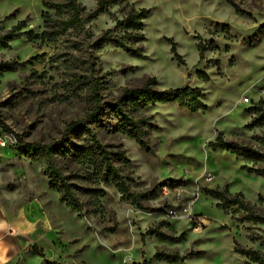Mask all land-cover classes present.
<instances>
[{
    "label": "rangeland",
    "instance_id": "1",
    "mask_svg": "<svg viewBox=\"0 0 264 264\" xmlns=\"http://www.w3.org/2000/svg\"><path fill=\"white\" fill-rule=\"evenodd\" d=\"M43 2L44 0H0V11L3 12L0 16V37L19 23L25 24L23 35L10 41L6 47L0 46V85L6 84L12 92L10 99L5 102L6 105L23 113V118L27 121L23 137L12 135L11 129L4 125L3 120H0V125H3V133L8 134L11 141L19 139L22 144L35 146L49 145L60 140L65 136V130L71 122L85 118L91 108L88 86L82 84V76L88 75L84 64L89 54L87 50H91L93 42L103 32L116 28L117 23L121 21L113 9L125 17L129 6L132 5L130 0H112L103 13L86 23L82 34L67 33L49 40L43 36V16L49 10ZM137 3L142 4L144 0H137ZM132 6L136 8L135 5ZM218 8L222 9L225 15L229 14L231 9L240 16L254 20L251 12L241 9L235 0H220ZM147 9L150 14L143 21L146 40L136 46L140 48L139 55L130 54L111 45L97 52L93 50L96 77L100 82V94L104 102L116 99L125 87H141L149 79L155 78L139 75L145 67L161 75L179 77L188 60L195 56V75L189 72L191 79L184 87L200 89L205 95L204 100L207 99V94L201 84L213 82L216 76L235 80L226 92L227 96H239L245 88L253 85L251 91L246 94L251 100L250 104L241 105L234 119L223 121L225 129L220 132L223 138L232 137L229 141L264 153V125H252L259 106L264 108V96H260V93L264 92V65L243 59L246 53L254 51L260 40L264 39V24L239 41L243 46L241 48L235 43L239 37L233 32L232 24L228 20H214L206 24L209 33L207 39L199 34L189 37L186 27L171 36L157 35L163 26L172 24L173 21L158 5ZM110 21H115V27L106 28L105 25ZM33 24L35 27H30ZM176 26L179 27L178 24ZM178 35L182 36V39L178 40ZM183 38L195 41L194 47L186 44ZM172 42L176 43L179 58L172 52ZM148 51H152V56L145 54ZM4 53L12 55L11 61L3 59ZM259 58L257 54V59ZM130 61L139 63L133 64ZM6 62L17 65L15 69L9 70L3 65ZM13 77L20 81L19 85L12 80ZM257 80L259 83L253 84ZM157 83L158 87L160 81L157 80ZM257 96L260 97L258 101ZM209 111L208 108L206 111L193 112L180 107L176 102L156 103L139 111L138 115L150 118L144 139L150 151L139 145L135 139L115 131L112 128L115 121L110 115L104 116L102 122L88 124L89 129L93 130L103 144L123 154V159L117 160L116 166L122 174L132 179V190L147 194V198L141 200V206L131 200H123L114 184L99 183L96 176L88 172L92 169L75 158L56 155L55 162L58 167L68 175L75 174L72 175V181L89 190L85 193L79 190L78 193L83 210L78 212L72 209L67 206L57 188L50 185L51 180L45 171L47 157L25 151L26 147L21 141L15 147L6 149L8 155L16 157L15 160L9 161L7 166L18 165L20 169L42 172L49 181L45 188L57 202L55 210L65 217L72 230L78 228L73 218L87 216L97 224L111 225L105 227L104 231L127 247L131 243L132 233L127 228L120 230L121 221L117 220V214L121 217H125L128 212L146 214L151 224L147 231L137 230V240L142 247H138L134 253L137 257L134 264H248V259L235 251V243L242 248L264 254V235L259 234L264 232V224L247 220L246 211L241 209L233 207L224 210L218 207L219 201L208 195L206 190L227 187L229 194L233 196L240 193L247 201V197L254 193L253 184L260 183L261 188H264V177L260 175L263 165L228 151H214L210 143L203 147V121L199 120L196 114ZM164 112H168L175 119L169 120L168 116L163 115ZM243 121L247 122L242 123ZM188 124L192 127H186ZM69 138L74 144L81 146L85 144L87 136L83 131H78ZM145 152L149 157L156 156L159 152L160 158L146 162L143 155ZM3 162V157H0V163ZM4 170L0 168V171ZM202 172L203 177L197 180L196 177ZM141 173L146 178L142 179ZM174 175H180L181 178L177 180ZM177 192H195L196 195L185 196L181 200L173 195ZM255 195L258 202L264 204V194L257 192ZM53 200H49V203ZM32 205L34 210L37 208L45 213L46 206L41 203ZM189 208L192 209L191 214L188 213ZM254 211L264 215V209ZM177 215H189V222L182 224L178 219H173ZM198 216L207 221L201 228L194 222ZM126 219L127 217L124 222ZM79 230L84 232V229ZM149 230H156L161 235L149 233ZM197 230H201L202 234H197ZM88 239L85 234L83 241L68 242L66 235L49 233L46 240L50 241V244H35L42 249L43 255L40 256L30 248L27 264H52L48 256L54 249L72 254L74 246H77L75 255L81 257L80 264H85V254L95 258L96 264H121L119 256L103 252L98 254L94 247L88 246ZM81 243L82 248L79 247ZM158 251L177 253L186 258L170 262L156 258L154 255Z\"/></svg>",
    "mask_w": 264,
    "mask_h": 264
},
{
    "label": "clouds",
    "instance_id": "2",
    "mask_svg": "<svg viewBox=\"0 0 264 264\" xmlns=\"http://www.w3.org/2000/svg\"><path fill=\"white\" fill-rule=\"evenodd\" d=\"M58 2L63 3L64 0H58ZM219 3L220 0H144V3L138 4L137 0H130V4L135 5L137 11L141 8H151L154 5H158L163 9L165 15L171 18L173 23L163 26L157 35L171 36L174 32L178 33L182 28L186 27L189 37L199 34V36L207 39L209 33L205 26L206 24L214 20H228L232 24L233 32L239 37L235 43L242 48L243 46L239 44V41L243 40L246 35L251 34L261 24H264V0H235V3L241 9L251 12L254 20L240 16L231 9H229V14L225 15L223 10L218 8ZM76 4L79 8L84 9L82 14L86 15L95 9L97 0H76ZM113 12L117 13L119 19H124V16L119 15L116 9H113ZM2 15L3 12L0 11V16ZM64 19H68V17L65 16ZM177 24L179 27L176 26ZM30 27H35V25H30ZM105 27H115V21H110ZM177 39H182V36L178 35ZM183 39L186 44L194 47L195 41L187 38ZM145 54L152 56V51H148ZM257 54L260 56L259 59H257ZM3 59L11 61L12 55L4 53ZM243 59L253 61L257 65H264V39L260 40L258 47L254 51L246 53ZM130 63L137 64L139 62L130 61ZM113 67H115V64ZM196 67L197 57L193 56L192 59L188 60L186 68L179 77L161 75L149 67H145L144 71L139 73V75L149 78L155 77L159 80L160 84L157 91H175L190 82L191 77L188 74L191 72L194 76ZM12 80L15 84H20L17 78L13 77ZM234 83L235 80L222 79L216 76L213 82L201 84V88L207 94V99L204 100V103L207 104L210 110L207 113L196 114V117L203 121L201 125L204 136L203 147H207L210 142H215L219 132L225 129L223 121L234 119L239 113L240 106L249 105L251 102L246 94L251 91L253 85L245 88L239 96L226 95V92L230 90L231 85ZM256 83H259V80L253 82V84ZM213 89H218V91H213ZM11 95L12 92L6 84L0 85V120H3L4 125L11 129L12 135L23 137L27 121L23 118V113L10 109L6 105L5 102L10 99ZM260 96H264V92H261ZM259 98V96L256 97L257 101ZM163 115L168 116L169 120L175 119L168 112H164ZM246 122L243 121L242 123ZM186 127H192V125L188 124ZM224 139L229 140L232 137L225 136ZM19 142V139L15 142L11 141L8 138V134L3 133V125H0V157H3L4 161L0 163V168L5 169L0 171V264H24L25 254L29 253L32 245L37 243L50 244V241L46 240L49 233L66 235L68 242L83 241L86 234L89 238L88 246L94 247L98 254L103 252L107 255H116L121 257V264H134V261L137 260L134 253L138 247H142L137 240V230L147 231L151 224L150 218L146 214L128 212L125 214L127 219L124 222L125 217L117 214V220L121 221L120 230L127 228L132 233L131 243L127 247L104 231L105 227H110L111 225L97 224L89 220L87 216L79 219L73 218L78 228L76 230L70 229L65 217L55 210L57 202L53 200L45 188V185L49 183L47 177L39 170L32 172L28 169H20L18 165L14 167L7 166L8 162L15 160L16 157L6 155L4 150L15 147ZM153 150L155 151V149ZM143 155L146 162H152L160 158L159 152L152 157H149L146 152ZM141 168H143V165H141ZM203 175L204 173L202 172L196 179L200 180ZM141 178L144 179L146 177L141 173ZM174 178L179 180L181 176L174 175ZM252 188L254 193L247 197V201L251 203L254 209H264V204L259 203L255 195L257 192L264 194V188H261L260 183L253 184ZM173 195L182 200L185 196L190 197L196 195V193L177 192ZM197 199H199L198 196ZM49 200H53V202L50 204ZM33 203H41L42 206H46L43 216L30 219L25 213V210ZM113 204L114 207L117 206L115 202ZM193 204H195V201H193ZM191 212L192 209L189 208L188 213L191 214ZM189 218V215L173 217V219H178L182 224H187ZM9 228L11 231H7ZM79 229H84V232ZM197 234H202V231L197 230ZM259 234L264 235V232ZM76 247H73L72 254L67 251L54 249L48 259L52 264H80L81 257L75 255ZM79 247L82 248L83 244L81 243ZM181 255H183V249H181ZM83 259L85 264H96L95 258L87 254L84 255Z\"/></svg>",
    "mask_w": 264,
    "mask_h": 264
},
{
    "label": "trees",
    "instance_id": "3",
    "mask_svg": "<svg viewBox=\"0 0 264 264\" xmlns=\"http://www.w3.org/2000/svg\"><path fill=\"white\" fill-rule=\"evenodd\" d=\"M114 2V1H113ZM44 6L49 10L44 13L43 36L49 40L57 39L67 33H83L86 23L97 18L103 13L112 0H99L96 8L82 14L84 9L77 6L76 0H64L63 3L58 0H44ZM53 11V12H50ZM150 10L141 8L139 11L132 5L126 12L123 20L119 21L116 28L103 32L92 44L91 50L88 51L87 61L85 64V72L88 75L82 76L83 83L88 86L91 108L82 120L71 122L65 132V136L49 145H24L25 151H32L47 157L46 174L51 180V187L57 188L67 206L78 212L83 210L82 204L78 197L79 190L81 193L89 191L86 188L79 187L72 181V175L64 173L55 162L56 155H67L75 158L78 162L86 165L89 173H93L99 183L114 184L123 200H131L134 204L141 206V200L147 198V194L138 193L131 188V178H128L116 166V161L123 159L121 152H115L103 144L98 136L89 129L88 124L91 122H102L104 116L110 115L114 119L115 124L112 128L128 135L136 140L139 145L147 147L144 139L146 136L145 128L150 125V118L138 115L139 111L144 110L150 105L156 103H172L176 102L180 107L187 108L193 112L206 111L207 104L204 103L205 95L198 88L183 87L175 91L167 92L157 91L156 78L149 79L141 87H125L121 89L118 97L111 102H104L100 94V82L96 77L95 63L93 60V52L100 51L105 46L111 45L114 48L124 50L133 55H139L140 48L136 47L146 40L143 31V21L149 16ZM67 16L68 19H64ZM24 22L19 23L10 29L6 34L0 37V46L6 47L10 41L24 34ZM171 41V40H169ZM82 45V44H81ZM172 52L176 58H179L176 50V43L172 42ZM94 50V51H93ZM202 55V52H201ZM9 70L16 67V63L6 62L3 64ZM137 113V114H136ZM252 125H264V108L259 106L257 115L252 120ZM83 131L86 133L87 139L85 144L77 146L69 138L70 135ZM210 146L214 151H228L238 157L261 163L263 168L260 175L264 177V153L243 145L235 141L225 140L220 132L215 142H210ZM96 191V190H94ZM101 193L102 191L99 190ZM207 194L219 201L218 207L228 210L230 208L241 209L246 211V219L264 224V215H260L254 211L250 203L243 199L242 194L237 193L231 195L227 191V187L223 189H207ZM149 233L161 235L156 230H149ZM31 248L40 256L43 255L42 249L38 246ZM235 251L248 259V264H264V254L259 251L242 248L235 243ZM158 259H165L170 262L182 261L186 256L177 253L156 252L154 255Z\"/></svg>",
    "mask_w": 264,
    "mask_h": 264
},
{
    "label": "crops",
    "instance_id": "4",
    "mask_svg": "<svg viewBox=\"0 0 264 264\" xmlns=\"http://www.w3.org/2000/svg\"><path fill=\"white\" fill-rule=\"evenodd\" d=\"M4 151H5V154L8 155L9 152L7 153L6 150H4ZM25 213L30 217V219L39 218V217L44 215L42 210H39L37 208L34 210L33 209V205H31L28 209H26ZM7 231H11V229L9 228V229H7ZM6 239H7V237H6ZM9 255H11V253H9ZM28 261H29V253H26L25 254L24 264H27Z\"/></svg>",
    "mask_w": 264,
    "mask_h": 264
},
{
    "label": "built area",
    "instance_id": "5",
    "mask_svg": "<svg viewBox=\"0 0 264 264\" xmlns=\"http://www.w3.org/2000/svg\"><path fill=\"white\" fill-rule=\"evenodd\" d=\"M209 178L211 179L212 176H209ZM165 188V187H164ZM205 219L204 218H201L200 216L196 217L194 222L197 224V227L201 228L202 225L205 223Z\"/></svg>",
    "mask_w": 264,
    "mask_h": 264
}]
</instances>
